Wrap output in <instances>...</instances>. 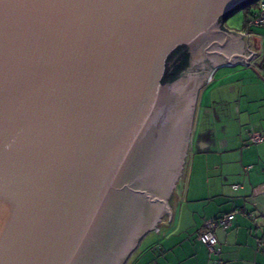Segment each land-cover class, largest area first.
<instances>
[{"label":"water","instance_id":"1","mask_svg":"<svg viewBox=\"0 0 264 264\" xmlns=\"http://www.w3.org/2000/svg\"><path fill=\"white\" fill-rule=\"evenodd\" d=\"M257 1L0 0V264H124L171 221L200 90L259 53L226 21Z\"/></svg>","mask_w":264,"mask_h":264},{"label":"crops","instance_id":"2","mask_svg":"<svg viewBox=\"0 0 264 264\" xmlns=\"http://www.w3.org/2000/svg\"><path fill=\"white\" fill-rule=\"evenodd\" d=\"M254 34L243 36L247 56L248 40L255 48ZM215 115L211 111L213 128L206 117L205 133L192 143L187 182L171 221L167 217L145 235L129 264H264V141H250L254 130L264 132V115L238 119L233 129L226 114ZM231 212L230 227L216 229L217 252L211 254L199 233L209 219Z\"/></svg>","mask_w":264,"mask_h":264},{"label":"rangeland","instance_id":"3","mask_svg":"<svg viewBox=\"0 0 264 264\" xmlns=\"http://www.w3.org/2000/svg\"><path fill=\"white\" fill-rule=\"evenodd\" d=\"M247 9H241L231 15L226 21V27L241 32L246 29ZM255 48L260 55L257 56L258 68L249 66L245 62H239L233 65H222L216 68L211 78L200 90L195 109L192 129L190 133V147L186 162L177 180V186L169 196V205L173 209L177 195L182 192L183 186L187 182L189 166L192 156L190 150L192 143L198 141L201 133H205L203 125L205 118L208 117V128H213L211 120V111L217 116L222 112L229 117V127L233 129L238 127V119L247 121L251 114L264 115V27L254 26ZM254 48V49H255ZM209 111V114L206 112ZM215 115V116H216ZM212 123V124H211ZM208 130V129H207ZM206 130L207 136L212 133ZM169 217L165 210L162 214L159 224ZM140 247L138 245L137 249ZM136 249L129 255L124 264H129L131 256Z\"/></svg>","mask_w":264,"mask_h":264},{"label":"built area","instance_id":"4","mask_svg":"<svg viewBox=\"0 0 264 264\" xmlns=\"http://www.w3.org/2000/svg\"><path fill=\"white\" fill-rule=\"evenodd\" d=\"M254 26L264 27V0H259L257 5L251 8L246 20V29L239 33L244 34L243 35L244 37L250 38L254 34V31L252 30ZM258 55L260 54L256 53L255 55L252 56L249 62V66L255 68L259 67L256 61ZM250 141L252 143L263 142L264 132L259 130H254L250 135ZM238 186H239L238 184L234 185L235 188H237ZM234 218H235V213L231 212L220 217L209 219L204 224L201 232L199 233V238L208 247L211 254L217 252L218 238L216 235V229L218 227H223L225 229H228ZM260 246L264 247V240L261 241Z\"/></svg>","mask_w":264,"mask_h":264},{"label":"trees","instance_id":"5","mask_svg":"<svg viewBox=\"0 0 264 264\" xmlns=\"http://www.w3.org/2000/svg\"><path fill=\"white\" fill-rule=\"evenodd\" d=\"M257 3H258V1L246 7L247 16H248L251 8L255 7L257 5ZM189 63H190L189 56L185 55L184 58L182 59V61L174 68L172 73L169 75V78L171 80L178 78L180 76V74L189 66Z\"/></svg>","mask_w":264,"mask_h":264}]
</instances>
